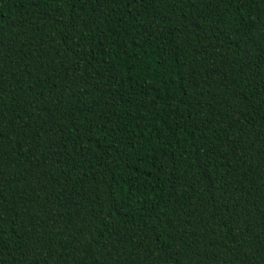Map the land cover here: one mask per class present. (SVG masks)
<instances>
[{
	"label": "trees",
	"instance_id": "16d2710c",
	"mask_svg": "<svg viewBox=\"0 0 264 264\" xmlns=\"http://www.w3.org/2000/svg\"><path fill=\"white\" fill-rule=\"evenodd\" d=\"M0 264H264V0H0Z\"/></svg>",
	"mask_w": 264,
	"mask_h": 264
}]
</instances>
